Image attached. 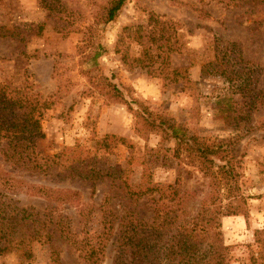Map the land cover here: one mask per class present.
Wrapping results in <instances>:
<instances>
[{
	"label": "rangeland",
	"instance_id": "obj_1",
	"mask_svg": "<svg viewBox=\"0 0 264 264\" xmlns=\"http://www.w3.org/2000/svg\"><path fill=\"white\" fill-rule=\"evenodd\" d=\"M109 1L0 0L2 33L14 32L0 38V82L48 102L40 169L5 167L23 187L9 197L33 221L18 228L23 246L2 250L0 240V264H91L80 241L88 248L98 237L97 264H114L111 212L151 184L212 190L227 204L220 175L209 182L196 156L175 155L162 120L230 150L232 194L248 218L222 217V240L228 264H252L254 232L264 230V0H125L105 22ZM152 64L160 76L143 67ZM47 189L76 195L41 196ZM147 205L139 211L148 216Z\"/></svg>",
	"mask_w": 264,
	"mask_h": 264
},
{
	"label": "trees",
	"instance_id": "obj_2",
	"mask_svg": "<svg viewBox=\"0 0 264 264\" xmlns=\"http://www.w3.org/2000/svg\"><path fill=\"white\" fill-rule=\"evenodd\" d=\"M124 4L125 0H110L104 21H113ZM13 37V31L5 34L0 28V38ZM97 56L98 53H95L92 58ZM143 67L150 76L162 74L160 66L154 68L152 64ZM26 90L24 84L12 87L0 82V240L5 244L2 250L14 244L23 246L26 236L18 234V228L21 225V230H25L24 221H33L31 212L17 209L13 198L9 197V192L23 187L6 169L12 167L14 171L35 172L41 167L35 156V143L43 138L40 123L48 102L30 89ZM158 127L175 139V155L182 150L196 156L206 166L204 175L209 182L211 177L220 175L231 194L227 195L225 205L221 203L223 199L219 194L212 190L206 193L193 190L180 192L175 185L167 184H151L143 191L127 194L123 200L127 204L130 200L132 207L128 208V205L121 207V211L111 212L114 219L110 228L114 231L117 253L114 264H228L229 248L223 244L220 219L239 214L248 218L243 199L238 194H232L239 172L230 150L223 142H200L167 121L162 120ZM155 192L158 195L150 198ZM60 193L64 197L71 195L70 199L76 195L47 189L41 196L51 198ZM142 197L148 198L144 203L137 204ZM194 199L196 205L189 211L188 204ZM146 205L149 207L148 216L146 212L139 211ZM254 237L259 250L252 255V264H264V230H256ZM90 240L93 243L88 242V248L80 241L79 250L83 258L97 264V255L103 253L105 246L100 245L99 237Z\"/></svg>",
	"mask_w": 264,
	"mask_h": 264
}]
</instances>
